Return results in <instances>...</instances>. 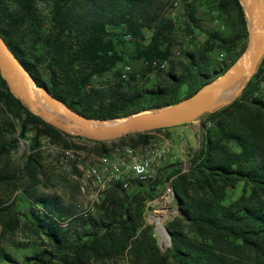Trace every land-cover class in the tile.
<instances>
[{
  "label": "trees",
  "instance_id": "1",
  "mask_svg": "<svg viewBox=\"0 0 264 264\" xmlns=\"http://www.w3.org/2000/svg\"><path fill=\"white\" fill-rule=\"evenodd\" d=\"M0 36L51 96L84 117L117 121L178 104L218 79L244 52L248 26L240 0H0ZM131 63L139 68L123 79ZM197 120L187 169L178 161L128 190L115 183L83 216L39 191L44 141L103 156L108 143L146 148L172 128L108 142L75 137L31 114L0 73V156L28 141L23 170L33 179L0 206L2 237H25L13 252L0 244V264H264V57L231 103ZM68 163L77 173L78 162ZM9 179L0 173V184ZM169 182L178 213L166 224L171 245L161 248L146 214Z\"/></svg>",
  "mask_w": 264,
  "mask_h": 264
},
{
  "label": "water",
  "instance_id": "2",
  "mask_svg": "<svg viewBox=\"0 0 264 264\" xmlns=\"http://www.w3.org/2000/svg\"><path fill=\"white\" fill-rule=\"evenodd\" d=\"M240 3L247 19V44L241 56L222 76L178 104L161 110L135 114L129 118L115 121L117 122L115 125L98 128L95 124L114 121H99L84 117L51 96L46 88L37 84L1 36L0 73L10 92L28 108L31 114L52 127L75 137L108 142L133 133L183 126L196 121L204 114L212 113L231 103L256 73L258 65L264 57V0H240ZM241 81H244V86L230 101L215 109H206L226 88ZM47 108L52 113L59 115L61 120H57ZM172 210L175 213L178 212L175 207ZM157 229L159 230V227ZM163 230L167 234L166 242L170 247L171 235L165 226ZM158 244L163 248L160 240H158Z\"/></svg>",
  "mask_w": 264,
  "mask_h": 264
},
{
  "label": "rangeland",
  "instance_id": "3",
  "mask_svg": "<svg viewBox=\"0 0 264 264\" xmlns=\"http://www.w3.org/2000/svg\"><path fill=\"white\" fill-rule=\"evenodd\" d=\"M168 6V8H170V4ZM180 11L181 8L179 10H175V14L179 13ZM204 19L206 26H214L217 28L219 27V29L222 30V25L220 24V22L215 21L216 23H212L211 25L209 16H205ZM200 39L203 40L204 37L201 36ZM215 61L221 62V55H217ZM130 66L134 71L138 70L139 68L138 64L131 63ZM243 86L244 81H241L236 85L230 86V88H226V90L232 91L233 98ZM231 99H229L228 101H230ZM221 105H208L207 108L208 110H211ZM48 110L52 113L50 109ZM52 114L57 120H61V117L59 115L55 113ZM112 123L117 122L114 121ZM152 135L153 137H155V139L153 140L152 144L146 148L133 147L126 141L122 145H119V142L116 141L113 143H108L107 146L111 148V151L117 147L128 146L133 148L139 156L152 158L153 167L155 170V175L153 174V178L156 177L159 169L170 163L180 161L185 164L186 169L189 167L188 157L191 151L198 147L197 144H189L184 137L175 138L172 132L154 133ZM43 144V150L45 151L43 161L44 168L42 172L34 175L35 181L39 183L37 184L39 191L49 195L61 196L67 205L74 207L76 212L79 213L81 210H83L85 204V199L81 195L79 189V180L81 178L82 171L90 166L98 165V160L101 156H84L81 152H75L73 150L60 151L59 148L50 146L45 141ZM27 145L28 141H22L18 149L12 151L6 156H0V173L5 176L13 177V179H9L6 184H0V206L2 207L10 206L14 201H16V197L18 194L17 187H19L21 190L23 187L30 186L32 184L33 179L31 178V175L27 174V172H24L23 170L25 163L24 152ZM76 145L85 146L81 141L78 140L76 142ZM60 153L64 154L65 157H63ZM68 161L78 162L77 173L69 165ZM154 211V208H149V211L146 214V222L148 225L154 228L157 241L160 240L162 242V247L168 248L169 244L166 242V232L165 236L162 235V232H164L163 228L164 226L166 228L167 222L172 220L178 212H174V214L171 215L169 211ZM156 219L159 220L157 221ZM158 227L159 230L157 229ZM0 233V244L10 250V252H13V248H11V245L14 241L22 242L25 240V237H23L20 233H17L14 236L4 235L2 237L3 234L1 232V225ZM18 256L20 257L21 255Z\"/></svg>",
  "mask_w": 264,
  "mask_h": 264
},
{
  "label": "built area",
  "instance_id": "4",
  "mask_svg": "<svg viewBox=\"0 0 264 264\" xmlns=\"http://www.w3.org/2000/svg\"><path fill=\"white\" fill-rule=\"evenodd\" d=\"M180 3H174V10L180 8ZM130 40V37L127 38ZM132 70L126 66L122 78ZM153 159L139 156L131 147H117L109 155H103L98 160V165L90 166L82 171L79 180V189L84 197V208L79 215H93L106 191L115 183L121 184L122 188L128 190L133 183H145L155 175ZM174 191L171 183H167L163 195L156 201L150 203L149 207L158 210L170 211L174 206ZM66 227V224L63 225Z\"/></svg>",
  "mask_w": 264,
  "mask_h": 264
},
{
  "label": "crops",
  "instance_id": "5",
  "mask_svg": "<svg viewBox=\"0 0 264 264\" xmlns=\"http://www.w3.org/2000/svg\"><path fill=\"white\" fill-rule=\"evenodd\" d=\"M168 132H172L175 138L184 137L189 144L195 143L198 145L199 143L200 125L198 120L185 126L172 128ZM169 213L172 215L174 211L171 209Z\"/></svg>",
  "mask_w": 264,
  "mask_h": 264
},
{
  "label": "bare ground",
  "instance_id": "6",
  "mask_svg": "<svg viewBox=\"0 0 264 264\" xmlns=\"http://www.w3.org/2000/svg\"><path fill=\"white\" fill-rule=\"evenodd\" d=\"M230 88V87H229ZM233 96V93L231 90H224L222 92V94L217 97L211 104H209L210 106H218V105H221V104H225L229 99H231ZM208 107V106H207ZM206 107V109H208ZM117 123H112V122H108V123H99V124H95L96 127L98 128H104V127H108V126H111V125H115Z\"/></svg>",
  "mask_w": 264,
  "mask_h": 264
}]
</instances>
